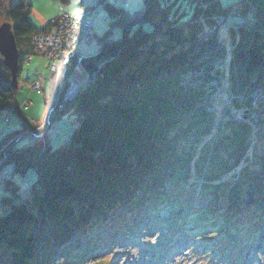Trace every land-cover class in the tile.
<instances>
[{"label": "trees", "instance_id": "obj_1", "mask_svg": "<svg viewBox=\"0 0 264 264\" xmlns=\"http://www.w3.org/2000/svg\"><path fill=\"white\" fill-rule=\"evenodd\" d=\"M205 1L208 25L236 8L255 19L254 26L231 27V59L209 72L233 91H245V102L251 103L255 90L264 87V0L228 6ZM154 3L119 55L100 65L96 80L65 104L62 115L75 119L69 142L53 149L48 133L33 144L8 146L6 165L14 163L16 169L6 187L18 195L13 177L31 167L39 178L23 203L8 192L1 197L0 264H83L86 253L109 250L113 239L132 236L148 220L164 230L173 221L186 225L198 219H211L209 230L228 255L233 251L237 263L241 249L264 233V95L257 108L261 132L253 160L254 126L227 114L213 133L214 118L202 107L204 93L180 84L193 62L190 51L207 27L198 22L202 9L193 0L192 17L181 20L171 6ZM30 8L27 0H0V24L2 19L11 24L20 50L18 77L26 58L34 55L32 36L49 32L59 17L39 28L29 19ZM106 9L112 25L121 29L117 38L110 31L101 38L113 51L124 24L145 8L133 15L115 4ZM145 24L152 30L143 29ZM197 48L200 56L206 51L226 56L218 33ZM17 92L0 53V116ZM22 132L0 137L1 144ZM194 178L205 180L202 189ZM195 200L197 216L180 213ZM163 211L173 216L163 217Z\"/></svg>", "mask_w": 264, "mask_h": 264}, {"label": "rangeland", "instance_id": "obj_2", "mask_svg": "<svg viewBox=\"0 0 264 264\" xmlns=\"http://www.w3.org/2000/svg\"><path fill=\"white\" fill-rule=\"evenodd\" d=\"M27 1L31 5L28 14L29 19L39 28L45 27L51 20L60 15L63 10L74 13L89 7V9L91 8L94 10L93 17H95L100 9L99 0H71L69 3H62L60 0ZM236 1L237 0H222V3L224 6H228ZM159 2L164 7L171 6L172 13L176 12L181 20L191 18L194 13L195 4L193 0H159ZM117 5L123 6L130 15H133L145 7L143 0H127L126 3H118ZM251 14L250 12L244 15L252 17ZM207 21L208 19L206 18L203 22L200 20L198 22L204 24ZM4 22L5 19H2L1 24ZM112 24V19L108 17L107 9H105L95 19L93 45L96 46V44L98 45L101 43L104 49L101 38L108 31L112 32L113 39L120 36L121 29L117 25ZM222 24L223 22H221L220 18L215 17L214 22L211 23V25L207 24L205 30L200 32L198 42L201 38L206 39L218 33L219 40L226 45L227 49L225 55L227 62H229L232 52L231 28L229 26H222ZM244 25L246 24L239 21L234 23V27ZM143 29L151 31L152 26L150 24H145L143 25ZM205 39H202V41ZM31 46H33L32 39ZM89 51L88 47L83 46L81 48V52L83 53H89ZM196 53L195 49L190 51L191 56H196L195 59H198L200 55ZM46 62L44 57L38 55L28 56L24 62L18 77V92L15 97L9 101L8 106H13L19 101L23 102L27 97H29L32 103L23 113H11L10 110L5 109L1 114L0 137L19 129H23V132L8 139L7 142L3 144H1L0 141V151L2 152L0 154V165L3 160L6 159L4 155L12 141H17L19 145L22 146L28 142L33 144L40 139H45L46 137H43L44 130L49 124L50 128L48 133L50 134L51 146L53 149H56L60 145H63L66 137L69 136L75 128V119L73 116L70 117L61 114V117H56L61 99L57 107H54V104L60 82L55 99L51 102L50 100L55 85H53L51 73L49 74L47 71ZM220 68H222V65ZM44 74H46L47 77H45ZM35 81L36 83H34ZM32 87H34L35 90H33ZM37 89L43 90V92H41L42 94L39 93ZM243 93L244 91L238 96L241 97ZM49 105H51L52 111H49ZM246 108L247 104L245 103L242 105V109L248 112ZM35 120L38 121V125L35 124V126H33V121ZM55 125L58 126L57 128L60 131L58 134L53 131L56 127ZM32 126L33 128H31ZM34 129L39 131L37 132L38 135L32 137V130ZM15 169L16 166L14 163H8L6 165L5 161L4 166L0 170V209L2 206L1 197L3 194L8 195V193H4L6 192L4 187L6 189L7 182L12 179L11 177L4 178L15 173ZM38 178L39 173L34 167L29 168L24 175L16 173L13 179L20 186L18 196L23 199L29 197L31 186L37 182ZM8 189H10L13 194L15 193L10 187H8ZM23 202L24 201L20 203ZM162 215L167 216V212L163 211ZM206 222L204 223L201 219H198L192 221V224H181L180 227L177 223H168L170 231L167 229L165 232H162L155 222L148 220L140 228H137L131 237L120 235L118 237L119 239H113L112 245L114 246H112L110 250H102L97 253H86L83 264H231L229 256L233 251L227 250L230 252L228 255L225 252V248H223L224 243L217 238L216 234L210 231L203 233L208 226ZM176 227H179V229L173 230V228ZM177 233H180V235L177 236ZM209 242L212 243L209 244ZM212 244L214 246H212ZM259 247H261V250ZM245 251L247 252L243 255L240 264H264V237L262 235L258 236L254 241L250 242L248 247L245 248Z\"/></svg>", "mask_w": 264, "mask_h": 264}, {"label": "built area", "instance_id": "obj_3", "mask_svg": "<svg viewBox=\"0 0 264 264\" xmlns=\"http://www.w3.org/2000/svg\"><path fill=\"white\" fill-rule=\"evenodd\" d=\"M127 0H99L100 10L97 15L93 17V10H82L80 12L71 13L69 11L63 10L58 17L56 26L53 27L49 32L36 33L32 36L33 44V53L40 57H44L47 61V71L52 76L53 85H55L51 102L54 101L56 96V91L61 80V77L65 75L66 87L63 90L61 103L59 106V111L56 113V117H60L64 106L67 102L75 99L83 89L90 83L96 80L97 74L90 77V75L84 69L80 60L76 58V55L81 56L82 58H88L91 56L97 55L103 48L101 43L98 45H93V32L95 26V19L108 5L110 4H124ZM198 7L202 9V14L199 17V20L203 22L206 19L204 12L208 8V3L205 0H195ZM248 2L249 0H244ZM220 18L222 25L234 26V23L237 21L243 22L246 25L254 26L255 19L251 16L244 15L241 9H233L229 15L217 16ZM199 40L196 43L195 51L198 53L200 48H197L202 41ZM85 46L89 48V53L81 52V48ZM223 49V46H219ZM196 53V54H197ZM191 56V55H190ZM194 56H191V58ZM196 57V56H195ZM224 57L221 54H216L210 51H206L198 59L194 60V63L180 75V83L184 86H188L192 89H202L204 91L205 103L204 107L208 112H216V101L221 96H226V100L223 101V104H226L229 101H232L235 98H240L238 95L234 94L232 91L225 89L217 80L208 79L206 77L209 65L214 66L215 68L220 67L224 63ZM73 65L74 68L72 72L68 75L69 66ZM47 77L46 74H44ZM50 77V76H48ZM36 83V81L34 82ZM32 86V85H31ZM41 88V87H40ZM35 90L34 87H32ZM39 93L43 92L41 89H37ZM264 92L263 88H260L256 93L258 96ZM42 94V93H41ZM242 97V96H241ZM45 98V97H44ZM256 100L253 102V106L256 105ZM31 100L27 97L23 102H18L13 106H9L7 109L11 113L20 112L23 113L27 110L31 104ZM49 105V111H52V107ZM61 109V110H60ZM234 110V109H233ZM248 112L241 109L240 114L250 113V119L257 123L256 113L252 112L249 107L246 108ZM239 115V112H237ZM37 120L33 121V126L38 125ZM33 126L31 128H33ZM53 131L58 134L59 130L57 125H55ZM218 125H214V128H217ZM39 130H32V137L38 135ZM34 140V139H33ZM255 143L257 142V136L254 138ZM65 142H69L68 137L65 139ZM0 153H2L0 151ZM10 177L9 175L6 176ZM4 190L8 192L14 200L17 202H22L24 199L15 193L13 194L10 189L4 187Z\"/></svg>", "mask_w": 264, "mask_h": 264}, {"label": "water", "instance_id": "obj_4", "mask_svg": "<svg viewBox=\"0 0 264 264\" xmlns=\"http://www.w3.org/2000/svg\"><path fill=\"white\" fill-rule=\"evenodd\" d=\"M145 9L144 11L135 18H131L128 20L122 29V36L120 41L117 44V47L113 51L108 50V46L104 47L97 55L91 56L88 58H82L79 55H76V58L80 60L86 72L90 75L91 78L99 71L100 65L109 61L110 59L119 55L123 46L127 42L133 28L145 22L147 20L150 12L155 8L154 0H143ZM0 53L4 59V64L7 66L11 73L12 77V86L14 89H18L19 87V67H20V50L18 48L17 40L15 34L13 32L12 26L9 22H4L0 25ZM65 82V75L62 76L60 85L58 88V93L56 96V101L54 107L58 106V103L61 99L63 87ZM50 125L48 124L44 130L43 137H46L48 134ZM6 159L3 160L0 165V170L4 166Z\"/></svg>", "mask_w": 264, "mask_h": 264}]
</instances>
